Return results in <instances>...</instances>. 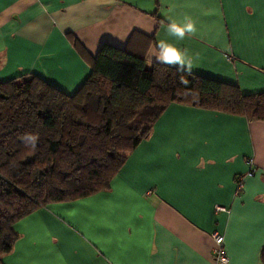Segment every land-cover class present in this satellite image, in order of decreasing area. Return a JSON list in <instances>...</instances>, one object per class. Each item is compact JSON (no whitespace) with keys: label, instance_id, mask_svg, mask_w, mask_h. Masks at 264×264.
<instances>
[{"label":"crops","instance_id":"obj_1","mask_svg":"<svg viewBox=\"0 0 264 264\" xmlns=\"http://www.w3.org/2000/svg\"><path fill=\"white\" fill-rule=\"evenodd\" d=\"M184 16L196 32L167 35L168 18ZM70 36L91 56L129 44L147 66L164 39L192 55L191 74L264 91V0H0V81L32 74L74 93L90 68ZM14 229L0 264H217L214 232L226 264H262L264 121L172 103L110 189L49 204Z\"/></svg>","mask_w":264,"mask_h":264},{"label":"trees","instance_id":"obj_2","mask_svg":"<svg viewBox=\"0 0 264 264\" xmlns=\"http://www.w3.org/2000/svg\"><path fill=\"white\" fill-rule=\"evenodd\" d=\"M70 40L90 68L74 93L32 74L0 81V257L18 238L17 221L110 189L170 104L264 121V91L246 94L235 84L147 66L129 44L103 43L91 56ZM25 133L38 136L34 149L22 141Z\"/></svg>","mask_w":264,"mask_h":264},{"label":"clouds","instance_id":"obj_3","mask_svg":"<svg viewBox=\"0 0 264 264\" xmlns=\"http://www.w3.org/2000/svg\"><path fill=\"white\" fill-rule=\"evenodd\" d=\"M195 32V21L191 17L184 16L181 20L168 18L166 25L167 35L183 40L186 34L192 35ZM153 59L160 64L174 67L179 73L190 74L193 66V57L187 49L177 48L164 39L158 40L152 47L148 62L150 63ZM181 82L186 83L184 76H181ZM21 139L25 146H30L34 149L38 136L32 133H25Z\"/></svg>","mask_w":264,"mask_h":264},{"label":"built area","instance_id":"obj_4","mask_svg":"<svg viewBox=\"0 0 264 264\" xmlns=\"http://www.w3.org/2000/svg\"><path fill=\"white\" fill-rule=\"evenodd\" d=\"M251 164V162H249ZM251 171H249L247 174L251 175ZM241 186V179L238 182V187ZM216 210H220V211H224V207L221 206H216ZM212 239L214 242V246L212 248V255L215 259V262L217 264H226L228 262V257L226 255L224 246H223V242H224V238L223 236L218 233V232H214L212 233Z\"/></svg>","mask_w":264,"mask_h":264},{"label":"rangeland","instance_id":"obj_5","mask_svg":"<svg viewBox=\"0 0 264 264\" xmlns=\"http://www.w3.org/2000/svg\"><path fill=\"white\" fill-rule=\"evenodd\" d=\"M67 203H68V202H67ZM73 205H77V203H75V204H73ZM73 205L69 204L68 206H66L65 209H64L63 214H64V215H70V213L72 212V208L74 209V206H73ZM76 209H77V207H75V210H76ZM212 258H213V260L215 261L213 255H212Z\"/></svg>","mask_w":264,"mask_h":264}]
</instances>
